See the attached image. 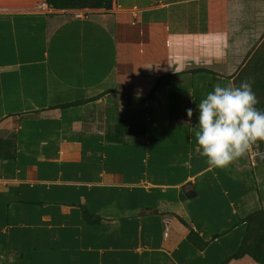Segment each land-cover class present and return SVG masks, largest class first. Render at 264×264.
I'll use <instances>...</instances> for the list:
<instances>
[{
	"label": "crops",
	"instance_id": "crops-1",
	"mask_svg": "<svg viewBox=\"0 0 264 264\" xmlns=\"http://www.w3.org/2000/svg\"><path fill=\"white\" fill-rule=\"evenodd\" d=\"M43 1L0 0V264H264V159L210 170L192 131L264 0Z\"/></svg>",
	"mask_w": 264,
	"mask_h": 264
},
{
	"label": "clouds",
	"instance_id": "clouds-1",
	"mask_svg": "<svg viewBox=\"0 0 264 264\" xmlns=\"http://www.w3.org/2000/svg\"><path fill=\"white\" fill-rule=\"evenodd\" d=\"M249 81L239 86L214 85L197 105V124L192 131L200 155L206 158L209 169H224L249 153L264 159V152H253L264 142V110ZM189 120L194 109L186 110Z\"/></svg>",
	"mask_w": 264,
	"mask_h": 264
},
{
	"label": "rangeland",
	"instance_id": "rangeland-1",
	"mask_svg": "<svg viewBox=\"0 0 264 264\" xmlns=\"http://www.w3.org/2000/svg\"><path fill=\"white\" fill-rule=\"evenodd\" d=\"M89 8L90 5H85ZM242 81H249L252 90L256 94L259 103L257 108L264 110V39L258 45L255 53L251 56L246 65L242 68L239 84ZM259 147H254L253 151L264 152V142H258Z\"/></svg>",
	"mask_w": 264,
	"mask_h": 264
},
{
	"label": "trees",
	"instance_id": "trees-1",
	"mask_svg": "<svg viewBox=\"0 0 264 264\" xmlns=\"http://www.w3.org/2000/svg\"><path fill=\"white\" fill-rule=\"evenodd\" d=\"M56 10L84 9L90 5L91 9L108 8L111 0H45Z\"/></svg>",
	"mask_w": 264,
	"mask_h": 264
},
{
	"label": "built area",
	"instance_id": "built-area-1",
	"mask_svg": "<svg viewBox=\"0 0 264 264\" xmlns=\"http://www.w3.org/2000/svg\"><path fill=\"white\" fill-rule=\"evenodd\" d=\"M38 11L43 14H52L55 13L57 10L45 1H43L38 5ZM90 13L91 11L87 8L76 9L72 12V17L74 19H85Z\"/></svg>",
	"mask_w": 264,
	"mask_h": 264
}]
</instances>
